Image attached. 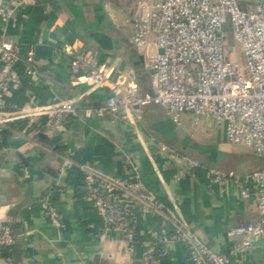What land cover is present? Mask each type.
Here are the masks:
<instances>
[{
  "label": "crops",
  "instance_id": "crops-1",
  "mask_svg": "<svg viewBox=\"0 0 264 264\" xmlns=\"http://www.w3.org/2000/svg\"><path fill=\"white\" fill-rule=\"evenodd\" d=\"M137 2L33 0V6L18 13L16 24L5 26L0 20V41L14 40L22 48L18 69L23 87L8 95L9 107L32 102L48 107L59 100H76L79 107L61 131L41 135L38 123L22 121L0 135V227L10 225L16 235L6 258L0 256L13 264H141L144 246L151 245L163 252L162 264H190L181 243H163L172 231L164 216L138 215L134 243L106 228L82 200V166L120 179L136 165L146 190L166 207L177 208L217 254L228 253L233 245L230 228L260 217L253 195L241 197L233 185L213 184L203 169L185 176L181 172L185 156L206 168L239 174L264 167L251 152L226 142L223 122L202 118L193 125L186 114L188 119L177 125L159 106L137 110L135 125L122 115H84L87 106L106 102L109 86L94 90L76 79L70 69L73 56L81 55L97 68L118 62L121 72L133 71L140 93L153 92L144 63L137 65L141 55L120 26L126 19L121 10L137 8ZM31 66L39 75L27 72ZM183 130L193 133L184 135ZM46 196L60 212L63 228L49 222ZM234 264H264V238Z\"/></svg>",
  "mask_w": 264,
  "mask_h": 264
},
{
  "label": "built area",
  "instance_id": "built-area-1",
  "mask_svg": "<svg viewBox=\"0 0 264 264\" xmlns=\"http://www.w3.org/2000/svg\"><path fill=\"white\" fill-rule=\"evenodd\" d=\"M30 6L33 0H0V20L5 26L16 24L18 13ZM137 9L131 44L144 59L153 92L140 93L133 71L121 72L118 62L97 68L83 56H73L70 69L76 79L94 90L109 86L106 102L86 108L84 115H122L135 125L137 110L159 106L177 125L186 114L193 117V125L202 118L223 122L229 144L244 145L257 158H264V0H138ZM236 44L242 47L244 66L237 60ZM21 56L18 42L0 41V135L22 121H34L46 131L63 130L77 116L76 100H59L48 107L33 102L19 109L9 107L8 95L23 87L18 69ZM33 57L30 52L29 60ZM27 72L39 75L34 67ZM117 74L122 79H116ZM80 169L82 200L96 210L106 228L118 230L128 243L136 240L138 215L150 214L164 216L171 224V234L163 243H181L190 264H234L264 238V169L239 174L182 158L184 176L203 169L213 184L233 185L241 197L254 196L260 217L228 230L235 241L226 254L213 252L177 208L166 207L149 193L136 165L120 179ZM43 204L49 222L63 228L58 209L47 201ZM15 242L12 227L1 226L0 249ZM164 257L155 245L144 246L141 264H162ZM0 264L13 263L0 256Z\"/></svg>",
  "mask_w": 264,
  "mask_h": 264
},
{
  "label": "rangeland",
  "instance_id": "rangeland-1",
  "mask_svg": "<svg viewBox=\"0 0 264 264\" xmlns=\"http://www.w3.org/2000/svg\"><path fill=\"white\" fill-rule=\"evenodd\" d=\"M121 13L124 16V18H126V19L124 20V22H121L120 26H122L123 30H126L132 38L135 34L133 20H135L139 16V11L135 6H133V7L126 6V10L122 9ZM132 13L134 14L133 16L131 15ZM236 50H237V54H238L237 60L242 66H244V61H243V57H242V47L239 44H236ZM186 119H188V117H186V116L182 117V120H186ZM186 132L189 133V135H191L193 133L192 131H188V130H183L182 133L185 135ZM226 142L228 143L227 139H226ZM231 145H234L233 147L240 152H246V153L251 152L244 145H238V144H231Z\"/></svg>",
  "mask_w": 264,
  "mask_h": 264
},
{
  "label": "trees",
  "instance_id": "trees-1",
  "mask_svg": "<svg viewBox=\"0 0 264 264\" xmlns=\"http://www.w3.org/2000/svg\"><path fill=\"white\" fill-rule=\"evenodd\" d=\"M99 106H101V105H89V106H87L86 108H96V107H99ZM85 108V109H86ZM77 110H79V107L77 106ZM45 130H44V128H41V135L43 134V132H44ZM260 160H262V161H264V158H262V159H260ZM261 169H264V167L263 168H261ZM82 178H83V181H84V175L82 174ZM82 181V182H83ZM82 189H83V183H82ZM47 197V196H46ZM45 201H47L48 202V204L49 205H54V203H53V201H52V199H51V197L50 196H48L47 198H45L44 200H43V203L45 202ZM8 248H11V247H4V248H1L0 249V255L3 257V258H6V256H7V254L5 253V252H7V249ZM164 259V258H163Z\"/></svg>",
  "mask_w": 264,
  "mask_h": 264
},
{
  "label": "water",
  "instance_id": "water-1",
  "mask_svg": "<svg viewBox=\"0 0 264 264\" xmlns=\"http://www.w3.org/2000/svg\"><path fill=\"white\" fill-rule=\"evenodd\" d=\"M143 63H144V59H143L142 56H140V60H139V62H137V65H141V64H143Z\"/></svg>",
  "mask_w": 264,
  "mask_h": 264
}]
</instances>
